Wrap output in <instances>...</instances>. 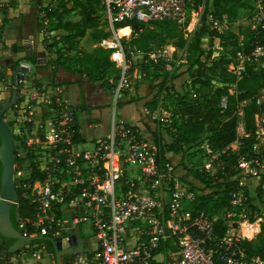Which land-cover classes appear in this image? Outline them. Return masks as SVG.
Wrapping results in <instances>:
<instances>
[{
  "label": "built area",
  "instance_id": "1",
  "mask_svg": "<svg viewBox=\"0 0 264 264\" xmlns=\"http://www.w3.org/2000/svg\"><path fill=\"white\" fill-rule=\"evenodd\" d=\"M17 1L0 0V26L2 11L7 13ZM102 1L111 25L170 21L187 28L192 12L201 16L204 8V0L196 7L195 0ZM255 2L248 23L264 33V5L262 0ZM210 22L220 29L217 20ZM221 24L225 26L226 19ZM124 38L111 26L109 35L98 42L119 70L118 89L127 80V62L131 64L127 58L141 53ZM146 56L154 61L161 58L166 70L175 62L164 49L152 48ZM235 62L236 68L246 62L264 73V43L252 41L248 51L236 52ZM33 86L25 96L21 134L42 178L24 183V197L35 212L20 227L30 223L33 235L67 237L77 224L87 225L92 243L84 242L83 252L73 254L66 264H264V259L249 255L239 244L246 239L235 227L242 215L248 216L241 221L252 234L247 240L260 231L261 223L256 226L254 221L264 219V208L252 209L241 187L228 191V204L220 215L199 211L193 207L195 192L182 179L177 163L164 158L159 141L147 138L138 125L113 116L108 135L82 147L81 141L74 140L81 134L75 107L58 90ZM255 101H264V74ZM220 104L225 105L224 98ZM263 135L264 125L257 126L255 140ZM255 146L256 142V151ZM257 166L264 164L240 157L236 168L246 177L255 175ZM22 174L15 171V176ZM244 184L241 179L239 185ZM261 189L264 200V183ZM219 217L225 225L221 236L214 229Z\"/></svg>",
  "mask_w": 264,
  "mask_h": 264
},
{
  "label": "trees",
  "instance_id": "2",
  "mask_svg": "<svg viewBox=\"0 0 264 264\" xmlns=\"http://www.w3.org/2000/svg\"><path fill=\"white\" fill-rule=\"evenodd\" d=\"M66 2L60 0L59 6H64ZM75 2L80 6L81 19L79 21H58L54 28L63 29L65 33L60 35L59 40L53 37L52 41L45 45L49 52L53 53V55L55 54L47 62V64L52 65V82L55 76L54 66L60 65L67 70L84 74L91 81L101 82L102 86L110 91L112 86L105 81L108 72L112 70L111 68L114 65V62L108 58L109 51L100 46L94 47L90 52L81 50L78 47V38L83 37L88 28L91 29L89 36L93 42H98L109 34V31L104 28H98L97 18L91 16L94 13L93 4H100L101 0H76ZM199 3L200 0H195V7ZM245 4L246 0H205V5L199 18L198 29L192 33L188 42H186L185 38L179 36V40L174 43L179 47L185 46V73H187V76L184 78L186 79L184 84L186 85L187 83L189 89L178 94L177 105L173 109V113H171L176 116L172 124L175 130V139L171 143H161L160 151L162 156L167 159L166 152L181 151L180 148L185 144H198L203 139V136L207 134V145L211 151L219 153L217 159L220 161V165L215 177L204 176L199 178L206 187L211 189L208 197L202 194L201 189L193 187L192 184L190 188L194 192H199L193 207L199 211L203 210L208 215L213 213L221 214L222 209L228 204V191L233 187L234 190L238 187L242 188L252 209L264 208V200L261 199L264 166H257V173L246 177H244L240 169L236 168L240 157L245 159L257 158L259 162L264 164V151H255L253 149V144L256 142L255 130L257 129L255 115L264 111V101L261 104H257L255 95L263 84L264 73L254 70L253 66L246 64V62L241 64L239 68L235 66L236 52L239 50L248 51L251 42L254 40L264 43V33L255 31L250 26H246L241 32L236 33L229 26L231 21L238 18V13ZM262 4L264 5V0H262ZM45 10L48 15L52 14L51 11H47V8ZM224 18L228 21L225 26L221 24ZM212 19L219 22L220 29L211 27L210 20ZM1 22L0 28L2 30L8 22L5 11L1 13ZM152 24L156 26V29L144 27V24L132 20L116 22L113 26L115 28L131 26V38L125 43L130 44L144 54L143 56H146L151 49L150 42L164 32L170 34L174 28L171 25L176 26L170 21H154ZM43 41H45V38H43ZM215 42L221 48V54L216 58L213 57V44ZM54 45L63 47L61 49L60 47L56 48L52 52L51 48ZM73 51L78 52V55L75 60L70 61L69 56L67 57L64 54L65 52L70 53ZM229 64H232L234 69H228ZM132 68L133 65L130 69L132 70ZM160 68H164L163 63ZM193 68L194 71H192ZM181 75L182 73L176 72L175 68L171 73L170 81ZM157 76L155 75L154 78ZM187 78L189 79L187 80ZM34 82L37 85H41L36 79H34ZM159 84H163V82L161 81ZM171 86L173 88L174 84L172 83ZM155 97H157L156 94ZM222 98L225 99L224 106L220 104ZM18 102L19 99L17 100ZM243 102L241 110L244 135L240 136L237 133L238 110L239 104ZM9 124L11 125V122ZM144 126L152 133L154 139L160 138L156 137L157 134L147 124H144ZM166 131H169V128ZM14 135L16 141L15 162L20 161L17 157V148L21 146L26 151L25 159L29 161V164L24 168L22 175L15 176L14 184L17 199L11 209V221L13 226L22 232L34 234L35 231L30 223H24V227H20V223L26 218L33 217L35 212L33 205L24 197V193L27 191L24 183L28 180L42 178V175L31 161L33 155L25 144V136L16 133ZM74 140L80 141L81 136H76ZM233 142L238 143L235 149L230 147ZM241 178L245 180L243 186L239 185ZM254 179L255 184L250 188V181H254ZM219 193L221 194L220 196L212 199ZM16 216H18V219H16ZM214 229L217 235H223L225 225H223L221 217L215 220ZM0 239V258L3 260H7L13 254L25 251L26 247L2 257L1 250H5L12 242V239H4L2 237ZM35 242L40 243L42 241L38 240ZM239 244L244 247L249 255L264 259V222L261 223L260 231L255 238L240 240Z\"/></svg>",
  "mask_w": 264,
  "mask_h": 264
},
{
  "label": "rangeland",
  "instance_id": "3",
  "mask_svg": "<svg viewBox=\"0 0 264 264\" xmlns=\"http://www.w3.org/2000/svg\"><path fill=\"white\" fill-rule=\"evenodd\" d=\"M76 0H69L65 3L64 6H59V4L51 6L52 0H41L39 4H36L34 1L30 3L31 8L33 9V12L36 14L37 17V25L34 30L38 32V42L42 44L41 49L43 53L46 55L49 53V55H52L54 57L53 53L49 52L45 45L49 44V42L52 41V38H47L46 35H50L49 32H53L55 30V25L58 23V21H79L81 19V10L78 3L75 2ZM50 4V5H48ZM47 5L53 7L54 11H51V15H47V18L45 19L42 17L43 7ZM94 7V13L91 15L92 17L95 16L97 18V27L104 28V29H110V25L108 22V19L105 14L104 7L102 4H93ZM256 7L255 0H246V4L241 7L238 18L230 22V29L238 33L239 31L243 30L244 27L250 26L249 19L251 17V12ZM20 7H15L14 9L10 10V14L12 16H9V21L6 23L4 31L5 33L10 30L11 27L8 26L9 23H13V21H21L22 20V10H19ZM8 13V14H9ZM61 18V19H59ZM200 15H198L197 11H193L191 14V17L189 19L187 28L181 27V26H175L171 25V27H174L173 30L168 33L161 34L158 38L155 40H152L150 42L151 49L153 48H159L164 49L167 51V53H171V58L174 59V65L170 68V70H166L165 68L161 69L160 66L162 65L161 58L158 60H152L148 59V56H143L144 54L140 53L133 57H128L127 59L131 62L129 64L127 62V71L131 68L133 65V74L136 72V75L138 77H146L148 79V84L145 87L144 91L148 92L151 90L152 94L151 96H148L145 101L141 103V109L143 108L142 117H141V111L139 110V103L135 104L139 99H136V92H134V89H137L136 82L134 78L132 77V71L130 72V77L126 80V83H123L122 88L118 89L119 84V77H116L119 75L118 72H115L114 70H111L108 72L107 77L105 78L108 83L112 86L111 93L116 94L114 95V100H116V106L114 105L113 101L111 100L110 107L108 110H105L106 113L109 112V115L111 116L112 108L114 107V115L117 119H124L130 121V123L135 124L136 120L133 117H129V115L137 114L139 115V122H141L144 126V124H147L149 128L154 131L157 135L156 137L159 138V143H171L175 139V130L172 126L174 119L176 116L172 115L173 109L177 105V96L178 94L183 93L185 90L189 89L188 84H184L186 82L185 76H187V73H185V61H186V52L184 50V47L176 46L174 43H176L179 40V36L186 39V42H188L190 36L192 33L198 29L199 25L194 24L197 19L199 20ZM225 19V18H224ZM194 21V22H193ZM228 23V21L226 20ZM249 22V23H248ZM2 23V22H1ZM195 25H193V24ZM199 23V22H198ZM147 28H155L152 23L146 26ZM91 29L86 30V35L84 37L78 38V47H80L81 50L86 51L94 49L91 47L90 43V33ZM191 31V32H189ZM118 32V31H117ZM5 33L1 30L0 35V103L3 100H7L10 97L11 90L14 87V79L11 74V65L12 61H9L10 58L15 56V53L12 50L11 44H4V35ZM54 33V32H53ZM11 34V33H10ZM124 35V34H123ZM132 33L125 37L124 40H129L131 38ZM50 37V36H49ZM55 37V36H53ZM12 38V34L11 37ZM43 38H45V41H43ZM241 38V36H240ZM11 43V42H9ZM206 44V43H204ZM99 46V44L96 42L95 47ZM63 46L54 45L51 48V51L53 52L54 49L59 48ZM213 57H219L221 54V48L218 46L217 42L213 44ZM36 51V50H35ZM63 51V50H61ZM65 56H69V60H75L77 58L78 52H65ZM51 57L47 60L49 61ZM157 59V58H156ZM43 63V62H42ZM134 64H136L134 66ZM176 68V72L182 73L180 77H175L171 83L174 84L173 88L170 86V82L168 81V72L174 71ZM114 69V66H113ZM228 69H234V66L232 64L228 65ZM168 71V72H167ZM194 71V68L192 69ZM155 75H158L156 78ZM34 74H26L24 79L20 82L18 86V94H17V100L19 99V102L16 103L15 106H13L11 109L7 110L4 114V118L6 121L11 122V126L14 130V133L21 134L22 133V118L23 113L26 110V102H25V96L27 95L28 91L31 89V86L33 84L37 85L34 82ZM189 78H187L188 80ZM156 81V82H153ZM163 82V84H159V82ZM214 84H216L214 82ZM39 86V85H37ZM136 86V87H135ZM35 88V87H34ZM29 89V90H28ZM28 90V91H27ZM119 90V91H117ZM118 92V93H117ZM154 93L157 95L155 97ZM154 95V97H153ZM127 96L128 100H130V103L135 104L130 107H125L122 111L117 106L119 104V101L121 98ZM153 102V103H152ZM243 103L239 104V110H238V125H237V133L238 135L242 136L244 135V127H243V119H242V110L241 107ZM158 110V112H156ZM137 112V113H136ZM105 113V112H104ZM103 113V114H104ZM152 113V114H151ZM109 115L107 117V120L109 121ZM144 116V117H143ZM162 117V120L158 119ZM158 118V119H157ZM255 121L257 126L260 128L264 125V111L259 112L255 115ZM105 122V121H103ZM169 128V131H166V129ZM163 129V130H162ZM148 137L153 136L152 133L147 134ZM153 140V138H152ZM156 141V139H154ZM153 140V141H154ZM238 143L233 142L230 144V147L232 149H235L237 147ZM256 151H264V140L259 138L256 139ZM181 151L174 152V160L179 161V168L181 169V175L182 179H184L186 182L189 183L188 186L193 185L195 188H199L202 190V194L206 195L207 197L211 193V189L206 187L205 184L199 180L200 177H215L216 171L219 168L220 161L215 158V156H218V152H213L210 150V148L207 146V134L203 136V139L198 144L190 145L185 144L180 148ZM169 155V154H168ZM171 155V154H170ZM26 151L23 149V147L19 146L17 148V157L20 159V161L16 162V170L23 171L24 168L29 164V161L25 159ZM178 163V162H177ZM186 163V166L184 165ZM242 179V178H241ZM255 184L254 181H250V188ZM198 191L195 192V201L196 196L198 195ZM221 194L215 195L212 199H215L216 197L220 196ZM194 201V202H195ZM242 218H248V216L245 217V215H242ZM239 219L236 221L235 227H237V233L239 235L247 237H251V231L247 229L246 223H243V221L246 222V219L241 221ZM260 219H257L254 221V223L257 226V223H263L264 219L259 222ZM231 224V222H229ZM83 233L82 236H85L86 228L87 232L89 231L88 227L84 225L83 227ZM234 228V227H233ZM248 231H250V235H248ZM1 241V239H0ZM21 254L24 255L25 264H54V259L50 258L48 255V252L46 248L39 244H32L28 245L25 248V251H21ZM62 260V259H61ZM60 260V264H61Z\"/></svg>",
  "mask_w": 264,
  "mask_h": 264
},
{
  "label": "crops",
  "instance_id": "4",
  "mask_svg": "<svg viewBox=\"0 0 264 264\" xmlns=\"http://www.w3.org/2000/svg\"><path fill=\"white\" fill-rule=\"evenodd\" d=\"M32 1H34L36 4H39L41 0H19V1L15 2L11 9H14L15 7H20L19 10H22V20L21 21H19V20L13 21V23H9L8 26L11 27V29L10 30L8 29V31L6 33L4 31L5 27L2 29V31L5 33V35H4V42L5 43L4 44H11L12 50L15 53V56L10 58L9 61H14L18 57L24 55L25 49L23 48V42L28 37L31 36L32 40L30 42L32 45V55L34 57L33 61H35L37 58L42 59L37 64L35 71H33L31 74H34L35 79L41 83V85H39V86H43L46 89L51 88L53 90H58L75 107V109H76V123H77L78 127H80V129H81V134H80V136H81L80 141L82 142L81 146L85 147L86 143L88 141H92L97 136L108 135V133L110 132L112 117L113 116L116 117L114 115L115 114L114 113V107L111 110V112H112L111 116L109 115V112L106 113L105 110H108V108L110 107L111 100L113 101L114 105L116 106V100H114V95H116V94L112 95V93H111L112 91L106 90L102 86L101 82L91 81L84 74H79L73 70H67L60 65L54 66L55 67V76H54V80L52 82V75H51L52 65L47 64V62H48L47 60L50 57H52V55H49V53L47 55L45 53H43V51L40 47V46H42V44H40L38 42V35L39 34H38V32H36V30H34L36 25H37V23H36L37 17H36V14L33 12V9L30 6V3ZM59 2H60V0H52V2L50 4H51V6H53V5L57 6V4H59ZM50 4H48V5H50ZM101 4L104 7L105 14H106V17L108 19L107 10H106L102 0H101ZM204 5H205V0H204ZM51 6L47 7V5H46L45 7H43V12L41 15L45 19L47 18V15H48L46 13L45 8H47V11H49V12L54 11L53 7H51ZM11 9H9V11L7 12V18H9V16H12L9 13ZM238 15H239V13H238ZM190 17H191V15H190ZM8 21H9V19H8ZM108 22H109V19H108ZM194 24L196 25L197 22L195 21ZM109 25H110V29L109 28L105 29V30L109 31V33L111 31V26H112L117 35L118 34H128V31H127V33H120L121 29H124V28L128 29V27L130 28L129 35L131 34V26H129V25L123 26V27H118V28H115L113 25H111L110 22H109ZM198 25H199V23H198ZM144 27H146V26L144 25ZM117 31H118V33H117ZM53 32H49L50 35H46L47 38H53V36H55V39L59 40L60 35L65 33V31L63 29H55ZM10 33L12 34V38H9V37H11ZM86 33H85V35H86ZM129 35H123V37H128ZM118 36H120V35H118ZM9 42H11V43H9ZM90 43H91V47L94 48L96 42H93L92 39L90 38ZM58 44H60V42H58ZM86 51L90 52L91 50L87 49ZM108 58H109V55H108ZM113 66L111 69L114 70L115 72L119 73L118 68L114 67V69H113ZM129 71L130 72L132 71V77L134 78V80L136 82L137 89H134L135 90L134 92H136V94H137L136 99L138 98L139 100L137 102H135V104L139 103V110L141 111V117H142L143 108L141 109V103L143 101H145L146 98H148V96H151L152 92H151V90H149L148 92L144 91L145 87L148 84V79L145 76L144 77H140V76L138 77V75H136V72L133 74V70L129 69L126 72V78L127 79H128V77H130ZM171 73H169V75H168V81L170 82V86L172 84L170 81ZM115 76L119 77L120 75H117V73H116ZM119 79H120V77H119ZM109 82L110 81H108V83ZM153 82H156V81H153ZM154 95H155V93H154ZM154 95H153V97H154ZM130 100L131 99L128 100V97L125 96V97L120 99L119 104H117V106H119L121 111L125 107H130V106L133 107V105H135V104L130 103ZM108 115L110 118L109 121L107 120ZM129 117H133L136 120L135 124L138 125L142 129V131L144 132V135L150 139V137H148V135H147L148 133H150V131H148L145 128V126H143V124L141 122H139V120H140L139 115L134 114V115H129ZM120 120H123L127 123H130V121H128V120H124L121 118H120ZM103 121H105V122H103ZM152 138L154 140L153 136L151 137V139ZM261 139L264 140V135L262 136ZM156 141H159V139H156ZM174 154H176V153H174L172 151L165 153V155L167 156L168 159H171L174 163L178 162L177 166L179 167L180 160L179 161L174 160V157H173ZM72 210H71V212H72ZM66 217H68V216H66ZM78 225L80 226L81 235H82V233H83L82 227L84 225H81V224H78ZM82 238H83V242H85L86 245H89L92 243V237H91L89 231L87 232V228H86L85 236H82ZM158 258H161V257L158 256ZM66 263H67V260L65 263H61V264H66ZM0 264H25L24 255L19 252L17 254L11 255L7 260H3L2 258H0Z\"/></svg>",
  "mask_w": 264,
  "mask_h": 264
},
{
  "label": "water",
  "instance_id": "5",
  "mask_svg": "<svg viewBox=\"0 0 264 264\" xmlns=\"http://www.w3.org/2000/svg\"><path fill=\"white\" fill-rule=\"evenodd\" d=\"M31 40L32 37L30 36L23 42L24 55L18 57L12 63L11 74L14 77V87L11 90L9 99L3 100L0 103V237L12 239L7 248L1 250L2 257H5L8 253L13 254L34 241L43 239L39 235L24 234L20 229L13 226L11 221V209L17 199L14 184L16 171L14 152L16 141L12 126L4 118L5 112L17 103L20 82L26 74L35 71L37 64L42 60L41 58H37L33 61L31 57ZM16 219H18V216H16ZM46 239L55 247L56 256L54 264H60L58 250H61L63 254L81 253L84 250V242L78 224L67 237L59 235L47 237Z\"/></svg>",
  "mask_w": 264,
  "mask_h": 264
},
{
  "label": "flooded vegetation",
  "instance_id": "6",
  "mask_svg": "<svg viewBox=\"0 0 264 264\" xmlns=\"http://www.w3.org/2000/svg\"><path fill=\"white\" fill-rule=\"evenodd\" d=\"M31 57L34 58L33 55ZM12 63H13V61H12ZM13 79H14V77H13ZM41 237L43 238V239H41L42 242L38 243V242L34 241L30 245H32V244H42L46 248L49 257L52 258V259H55V256H56L55 247L49 240L46 239L47 237H51V236L45 235V236H41ZM58 255H59L60 260L62 259L61 263H65L66 260L71 259L72 256H73V254H63V253H61V250H58Z\"/></svg>",
  "mask_w": 264,
  "mask_h": 264
},
{
  "label": "bare ground",
  "instance_id": "7",
  "mask_svg": "<svg viewBox=\"0 0 264 264\" xmlns=\"http://www.w3.org/2000/svg\"><path fill=\"white\" fill-rule=\"evenodd\" d=\"M194 22V21H193ZM193 24V23H192ZM121 32L120 33H127V31H128V34H124V35H129V33H130V28L128 27V29L127 28H124V29H121L120 30ZM118 33V32H117ZM118 35H120V36H123V34H118ZM248 235H250V231H248Z\"/></svg>",
  "mask_w": 264,
  "mask_h": 264
}]
</instances>
